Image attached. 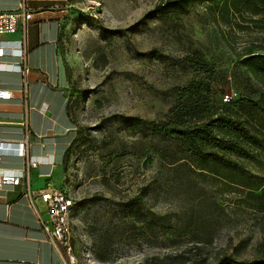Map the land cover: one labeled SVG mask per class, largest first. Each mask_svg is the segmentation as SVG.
<instances>
[{
    "label": "rangeland",
    "instance_id": "374dc122",
    "mask_svg": "<svg viewBox=\"0 0 264 264\" xmlns=\"http://www.w3.org/2000/svg\"><path fill=\"white\" fill-rule=\"evenodd\" d=\"M165 1L62 2L59 51L77 128L62 181L74 200V264L264 259V72L241 61L264 50V14L251 0L190 2L187 12L159 9ZM193 80H213L217 114L262 139L261 148L238 140L244 155L223 151L241 169L202 163L148 123L173 118Z\"/></svg>",
    "mask_w": 264,
    "mask_h": 264
},
{
    "label": "crops",
    "instance_id": "0c3cea01",
    "mask_svg": "<svg viewBox=\"0 0 264 264\" xmlns=\"http://www.w3.org/2000/svg\"><path fill=\"white\" fill-rule=\"evenodd\" d=\"M64 0H27L33 19L26 30L28 93L18 69L2 72L1 83L13 92L0 102V136L20 140L30 132L29 151L39 161L29 173L35 208L25 194V186H5L0 190V264H65L64 252L47 239L41 218L48 219L39 192L48 185L63 187V170L69 148L77 138V128L68 104V73L59 51ZM21 0H0V11L18 8ZM22 32L6 35L17 40ZM20 56L8 54L6 63ZM24 160L5 157L0 169L19 170ZM41 217V218H40Z\"/></svg>",
    "mask_w": 264,
    "mask_h": 264
},
{
    "label": "trees",
    "instance_id": "16d2710c",
    "mask_svg": "<svg viewBox=\"0 0 264 264\" xmlns=\"http://www.w3.org/2000/svg\"><path fill=\"white\" fill-rule=\"evenodd\" d=\"M213 1V0H166L159 9L173 8L181 12H187L190 2ZM235 1V0H233ZM250 9L254 15L264 14V0H251ZM247 56V57H245ZM242 58V63L256 75L264 72V50L248 52ZM201 69L207 67L205 64L197 63ZM213 80H193L187 86L183 87L178 94V100L170 113L173 116L166 122H148L153 126V130L167 137L176 138L183 143L188 144L192 153L202 163L213 161L235 169H241V165L229 158L225 152L230 151L238 155H244L245 152L240 146L238 140L253 144L257 147H263L261 138L251 133L249 129L240 122L230 118H223L217 114L213 105L212 94L216 88L212 84ZM225 101H229L226 98ZM218 115L214 118V116ZM135 123L142 124L140 117L132 118ZM146 123V122H145ZM219 132L229 138H220L214 132ZM236 139V140H235ZM207 145L209 148L204 147ZM221 149L222 151H219ZM70 150V148H69ZM69 152V151H68ZM68 157V155H67ZM259 204H264V187L258 195ZM218 264H264V259L252 262L236 261L231 258H224Z\"/></svg>",
    "mask_w": 264,
    "mask_h": 264
},
{
    "label": "built area",
    "instance_id": "2783aa9c",
    "mask_svg": "<svg viewBox=\"0 0 264 264\" xmlns=\"http://www.w3.org/2000/svg\"><path fill=\"white\" fill-rule=\"evenodd\" d=\"M33 19V11L28 8L27 0H21L18 8L13 10L0 11V102L10 100L13 92L2 86L1 76L5 70L18 69L24 76L23 91L28 93L27 76L30 67L27 62L28 48L26 30L29 22ZM22 32V37L17 40L4 39L6 35ZM8 54L20 56L17 63H6L5 57ZM30 132L27 129L25 137L20 140L4 139L0 136V163L5 157H19L24 160V167L19 170L0 169V190L5 186H25V194L29 202L35 208L34 196L29 182V173L39 165L29 151ZM40 200L46 207L47 220L42 219L43 229L47 234L48 241L57 249L62 250L67 259L65 264H74L70 260L72 256L71 246V224L70 213L74 206L73 197L66 188L56 185H48L39 192Z\"/></svg>",
    "mask_w": 264,
    "mask_h": 264
}]
</instances>
